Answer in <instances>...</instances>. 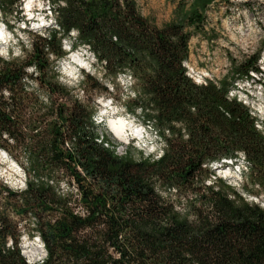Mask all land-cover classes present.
Returning <instances> with one entry per match:
<instances>
[{"label":"trees","instance_id":"obj_1","mask_svg":"<svg viewBox=\"0 0 264 264\" xmlns=\"http://www.w3.org/2000/svg\"><path fill=\"white\" fill-rule=\"evenodd\" d=\"M50 1L59 28L36 35L29 55L0 68V147L24 151L16 159L26 180L22 189L0 185V264H28L10 211L31 219L29 231L45 247V258L32 264H264V209L212 178L214 162H237L242 151L250 182L264 188L259 118L229 96L237 80L263 74L260 52L231 59L220 79L196 84L184 61L191 35L204 31L216 0H173L172 18L160 26L140 13L136 0ZM19 4L0 0V12L18 15ZM73 31L72 45L89 44L106 76L131 74L133 96L124 106L157 131L164 145L159 157L135 158L131 148L117 154V142L97 132V104L72 94L88 81L92 90L107 86L88 73L76 86L52 78L50 68L66 54L61 39ZM28 66L47 92L35 112L31 93L20 87L33 78ZM160 189L194 192L189 209L179 211Z\"/></svg>","mask_w":264,"mask_h":264},{"label":"rangeland","instance_id":"obj_2","mask_svg":"<svg viewBox=\"0 0 264 264\" xmlns=\"http://www.w3.org/2000/svg\"><path fill=\"white\" fill-rule=\"evenodd\" d=\"M33 1L20 0L18 15L9 11L5 14L0 12V30L4 33V38L0 42L2 44L0 48V68L9 60L22 61L24 57L31 53V40L36 39V35L44 32L45 29L54 28V25L38 24L39 21L43 20L41 18L47 14L46 7L40 6L39 2ZM27 2H29V6L33 8L36 14L27 24H22L20 18H24L25 12H27ZM51 3L50 1L52 9V4L54 3L55 5L56 3ZM136 3L140 13L158 26L170 20L173 16V8L175 6V1L173 0H136ZM59 4H63V2L61 1ZM208 8L204 31L193 33L190 37V55L188 60L184 61L188 75L198 84L205 83L207 79L218 80L229 70L231 59L239 61L259 51L257 64L263 74L252 72L255 75L252 79L237 80L235 82L236 86L233 87L234 89L229 93V96H239L243 102H248L251 112L258 116L260 130L264 133V84L260 85V82H258V79H264V0H216ZM24 26L26 29L23 31L22 27ZM69 37L61 39L62 47L66 54L63 58L58 59L57 63L53 64V68H50L49 73L52 78L56 76L61 83L75 86L77 82H83L88 73L97 82L107 86V91L104 89L101 91L92 90L91 82L88 81L86 84L75 87L72 94L77 93L78 98L84 102L92 103L94 101L97 104L96 113L104 111L105 116L102 122H100L101 117L95 116L97 132L100 134L104 133L109 140L117 142V154H124L126 150L131 148L132 157L137 158L139 152L144 156L154 155V157H158L161 151H159V148L162 145L157 131H154L155 129L150 123L142 122V118L137 115L138 113L131 114L124 106L126 100L132 98L134 91L129 73H120L114 80L109 78L102 70L101 63H97L96 57L93 56L87 43L75 42L76 46H73L68 51L72 41H75L77 36L75 37L71 32ZM71 55L82 57L84 61L82 60L81 62L85 66L80 67L79 64L74 62L68 65ZM48 58H50V61L56 60L52 53H48ZM25 72L28 75L33 74V78L30 76L25 77L20 87L24 91L31 93L29 104L35 112L38 105L37 102L40 103L45 100L47 92L45 88L39 86V81L35 80L34 67H26ZM80 88L84 89V93ZM242 91L246 93L247 100L244 98ZM4 96H7L6 92H4ZM119 118H122L128 126L127 130L130 138L128 137L127 140L117 138L110 129V120ZM101 138L99 139L101 140ZM10 144L12 143L10 142ZM11 146L12 154L0 147V185L5 184L12 190L22 189L25 186L24 173L22 165H20L16 157L22 160L25 156L24 151L15 147L14 144ZM239 157L241 158L237 162L234 161L232 167L228 168L225 163L220 166L215 165L213 167L214 174L226 180V182L241 192L248 202H257L264 208V188L250 182V177L248 176L249 168L242 159L244 157ZM225 169L229 170L230 175H226L223 178ZM238 169L240 170V175L237 172ZM61 185L63 188L67 187L64 182ZM70 189H73V187L70 186ZM160 191L164 196H169L179 211L189 209L190 205L186 200L194 195V192L184 190H181L180 193L172 189L170 191L160 189ZM178 194H180V197H177ZM4 206L5 201L3 195L0 194V208ZM10 216L18 225L20 254L24 257H29L26 260L27 263L32 264L45 258V249H42L34 240L37 234L27 235L28 231L33 228V225L30 224L31 219L22 217L13 211H10ZM25 235L28 238V242L24 240ZM10 243L11 241H9L8 245L6 244V247Z\"/></svg>","mask_w":264,"mask_h":264},{"label":"bare ground","instance_id":"obj_3","mask_svg":"<svg viewBox=\"0 0 264 264\" xmlns=\"http://www.w3.org/2000/svg\"><path fill=\"white\" fill-rule=\"evenodd\" d=\"M27 6H29V2H27ZM45 10H46L47 14L41 18L43 20L39 21L38 24H49V25H54L53 27L59 28L56 25L54 13H53V10L51 9L50 3H47V7H46ZM3 34L4 33L2 32V30H0V42L4 38L3 37ZM72 35H76V32L73 31L72 32ZM1 46H2V44H0V48H1ZM70 57H71V59H70L68 65H70V63H73L74 62V63L79 64L80 67H84L85 66V64L83 62H81L83 60L82 57L77 56V55H71ZM235 98L237 100H242V98H240L239 96L238 97L236 96ZM244 103H246V101H244ZM109 126H110L111 131L115 133V135L117 136V138H120L122 140H127L128 139V137H129V133H128V130H127L128 129V126L126 125L125 121L122 118H119L117 120L116 119H111L110 122H109ZM256 126L258 128H260V125L258 124V121L256 122ZM161 153H162V150L160 151V154ZM239 156H243L244 157L243 153H239ZM223 174L230 175L229 174V170H226L225 169V171H223ZM34 240H36L37 244H39L41 246V248L44 249L43 243L41 242L42 240H39V238L37 236L34 238Z\"/></svg>","mask_w":264,"mask_h":264},{"label":"built area","instance_id":"obj_4","mask_svg":"<svg viewBox=\"0 0 264 264\" xmlns=\"http://www.w3.org/2000/svg\"><path fill=\"white\" fill-rule=\"evenodd\" d=\"M33 2H39V4H40V6H46L47 7V3H50V0H34ZM192 73V72H191ZM259 130H260V128H258ZM261 131V130H260ZM262 132V131H261ZM264 134V133H263ZM239 153H243V152H241V151H239ZM238 153V154H239ZM261 206V205H260ZM263 208V207H262ZM264 209V208H263ZM28 238H27V236L25 235L24 236V240H26V242H28V240H27ZM29 257H25V261L28 259Z\"/></svg>","mask_w":264,"mask_h":264}]
</instances>
